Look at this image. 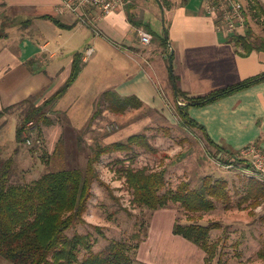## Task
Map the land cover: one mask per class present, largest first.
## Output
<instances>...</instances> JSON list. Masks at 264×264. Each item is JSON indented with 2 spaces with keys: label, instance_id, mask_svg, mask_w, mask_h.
I'll return each instance as SVG.
<instances>
[{
  "label": "crops",
  "instance_id": "1",
  "mask_svg": "<svg viewBox=\"0 0 264 264\" xmlns=\"http://www.w3.org/2000/svg\"><path fill=\"white\" fill-rule=\"evenodd\" d=\"M122 2L99 22L97 35L63 11L62 0H0V30L8 29L6 35L0 34V113L31 98L41 105L52 97L69 79L76 54L82 55L84 68L55 111L64 113L77 131L86 112L84 128L101 103L113 107L116 95L134 97L142 102L141 110L174 124L172 50L177 89L189 97L208 96L264 74V52L239 55L205 12L203 0ZM260 3L264 6V0ZM145 25L156 35L149 46L142 45L139 35L140 30L147 31ZM165 29L168 45L161 40ZM91 48L94 52L87 57ZM10 114L0 119V131ZM189 114L222 148L234 153L252 145L264 148V80L191 107Z\"/></svg>",
  "mask_w": 264,
  "mask_h": 264
},
{
  "label": "rangeland",
  "instance_id": "2",
  "mask_svg": "<svg viewBox=\"0 0 264 264\" xmlns=\"http://www.w3.org/2000/svg\"><path fill=\"white\" fill-rule=\"evenodd\" d=\"M240 1L246 6L249 18L246 32L252 30L256 36L264 37V18L259 10L251 7L255 3ZM5 32H8L7 26L0 30V34L6 35ZM96 109L97 117L84 128L89 115V111L86 112L85 117L76 123L81 127L77 131L73 130L65 114L55 111L54 107L48 114L52 124L36 128L33 135L29 133V144L18 142L16 138L22 118L20 111L24 108H15L11 111L13 115L8 113L10 120L0 131V170L13 159L10 172L14 175V183H29L48 172L86 170L94 149L127 143L135 135L144 136L151 145L150 151L135 146L131 151H114L101 157L97 164L100 181L93 185V196L84 215L85 223L74 226L67 235L90 234L93 250L98 253L106 251L115 241L133 242L134 234L142 232L146 226L150 227L149 238L140 247L137 264H204L205 255L201 250L173 234L177 218L188 222V216L180 206L152 213L134 204V195L127 180L119 172L121 164L117 161L122 160L125 166L135 169L154 171L166 168L169 185L173 189L183 181H189L193 188H198L207 175L228 179L236 206L225 210L219 205L216 211L199 219L202 224L218 222L222 225V229L214 231V239L227 235L225 257L229 264H262L259 251L264 241V204L255 209L247 208V205L243 208L237 206L249 179L245 170L251 167L244 163L248 161L209 146L198 129L181 126L175 108L171 109L174 122L171 125L159 120L149 110H129L118 115L102 103ZM111 125L117 128L109 131ZM36 136L41 139L39 147ZM237 253L242 257L237 258ZM87 254L83 250L81 258ZM0 264L12 263L0 257Z\"/></svg>",
  "mask_w": 264,
  "mask_h": 264
},
{
  "label": "trees",
  "instance_id": "3",
  "mask_svg": "<svg viewBox=\"0 0 264 264\" xmlns=\"http://www.w3.org/2000/svg\"><path fill=\"white\" fill-rule=\"evenodd\" d=\"M251 2L255 3L251 6L252 9L259 10L264 18V6L260 0ZM144 29L155 35L149 26L145 25ZM161 40L165 45L169 44L165 34ZM228 41L243 57L251 55L254 51L264 52V37L256 36L252 30L229 37ZM84 65L82 55L76 54L69 79L52 97L41 105H37L36 99L31 98L0 113L1 119L17 107L24 108L20 111L22 118L17 130L18 142H27L25 132L30 122L34 125V131L28 130V133L35 132V129L42 125L52 124L48 114L78 79ZM175 78L177 81V76ZM263 80L264 74L204 97H189L179 89L177 92L175 90L179 123L190 130L198 129L209 146L218 151H228L236 157V152L220 147L209 137L205 127L190 116L189 109L207 105L231 92L248 88ZM171 82L173 86L172 75ZM106 95L114 97L112 92ZM179 101L184 105H179ZM111 103L113 107L110 110L116 114L138 110L142 106V102L134 97L124 99L117 95ZM96 117L95 114L92 120ZM38 136L37 141L41 140ZM39 146L41 145L38 143ZM135 146L151 150L146 137L135 135L130 137L127 143L94 149L86 170L48 172L29 183H14V175L10 172L14 161H7L4 169L0 170V257L12 264H137L140 247L148 240L150 227L145 226L142 232L134 234L133 242L115 241L106 251L98 253L93 250L90 234H76L74 237L67 235L74 226L85 223L84 215L93 196V185L100 181L97 164L101 157L114 151H131ZM117 162L121 164L119 172L126 178L136 206L152 213L170 209L175 205L180 206L187 214L188 222L177 218L173 234L201 250L205 255L204 264H229L225 257L227 235L214 239V231L222 229V225L218 222L202 224L199 219L204 214L216 211L219 205L225 210L236 206L228 179L207 175L198 188H193L189 181H183L173 189L169 185L166 168L151 171L125 166L122 160ZM244 163L250 167V163ZM105 187L109 190L108 186ZM263 204L264 182L249 178L237 206L243 208L247 205V208L255 209ZM83 250L88 254L81 258ZM259 256L264 264V241ZM236 257L241 258L242 254L237 253Z\"/></svg>",
  "mask_w": 264,
  "mask_h": 264
},
{
  "label": "built area",
  "instance_id": "4",
  "mask_svg": "<svg viewBox=\"0 0 264 264\" xmlns=\"http://www.w3.org/2000/svg\"><path fill=\"white\" fill-rule=\"evenodd\" d=\"M63 11L74 14L82 26L92 29L100 35L99 22L123 5L122 0H62ZM205 12L212 16L217 25V30L227 37L242 34L248 30L249 18L246 6L240 0H203ZM139 35L143 46L153 43L154 36L150 32L140 30ZM94 52L91 48L87 51V57ZM179 105H184L182 101ZM34 125L30 122L27 131L33 130ZM116 125L108 127L109 131L115 130ZM27 143L31 144L29 133ZM32 135L34 132L31 133ZM41 141L39 140L38 143ZM237 158L244 159L250 163L251 169L245 170L249 178H256L264 182V148L256 145L248 146L237 153Z\"/></svg>",
  "mask_w": 264,
  "mask_h": 264
},
{
  "label": "water",
  "instance_id": "5",
  "mask_svg": "<svg viewBox=\"0 0 264 264\" xmlns=\"http://www.w3.org/2000/svg\"><path fill=\"white\" fill-rule=\"evenodd\" d=\"M165 36H166L167 39H169V34H168L167 29H165ZM173 55H174V50H172V54L170 55V67H171V73H172V77H173V85H174V88H175V90L177 92V81H176L175 72H174Z\"/></svg>",
  "mask_w": 264,
  "mask_h": 264
}]
</instances>
